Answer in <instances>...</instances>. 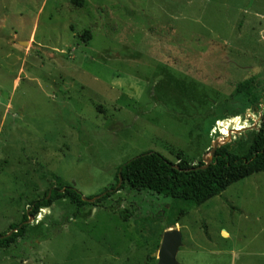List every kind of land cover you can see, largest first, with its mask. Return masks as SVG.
I'll return each mask as SVG.
<instances>
[{
  "label": "rangeland",
  "instance_id": "rangeland-1",
  "mask_svg": "<svg viewBox=\"0 0 264 264\" xmlns=\"http://www.w3.org/2000/svg\"><path fill=\"white\" fill-rule=\"evenodd\" d=\"M250 77L256 105L236 92ZM263 110L264 0H0V233L50 189L42 172L94 198L146 151L245 154ZM170 201L128 187L99 206L59 199L0 264H157L169 227L139 218ZM173 227L177 264H264V171Z\"/></svg>",
  "mask_w": 264,
  "mask_h": 264
},
{
  "label": "trees",
  "instance_id": "trees-1",
  "mask_svg": "<svg viewBox=\"0 0 264 264\" xmlns=\"http://www.w3.org/2000/svg\"><path fill=\"white\" fill-rule=\"evenodd\" d=\"M85 0H72L73 4L82 6ZM236 92L248 98L251 104H258L259 94L255 77L239 81ZM178 153L179 161L173 162L157 151L143 152L125 162L117 171L116 179L105 194L94 201L99 206L117 191L122 189L149 190L153 193L170 198L169 204L154 216L140 217L145 220L165 221L168 227H173L192 209L202 205L209 199L221 194L228 186L254 173L264 171V110L251 141L249 150L241 155L233 152L227 143L219 145L211 162L207 165L201 160L197 164ZM122 183L120 182V175ZM41 178L51 186L44 196L34 199L29 204V210L21 223L10 225V229L0 233V248L10 247L27 234L30 216H37L41 209L51 207L57 200L67 198L78 209L90 202L82 192L74 186L65 183L62 177L55 173L42 172ZM93 197V196H91ZM91 197H88L90 199ZM126 221L136 219L138 215L129 208L120 211Z\"/></svg>",
  "mask_w": 264,
  "mask_h": 264
},
{
  "label": "water",
  "instance_id": "water-1",
  "mask_svg": "<svg viewBox=\"0 0 264 264\" xmlns=\"http://www.w3.org/2000/svg\"><path fill=\"white\" fill-rule=\"evenodd\" d=\"M221 144H224V143H220L219 140L214 141L212 150L210 152L211 157L209 159L205 158V160H204L207 165L211 162L216 148ZM119 175H120V182H119L118 186H120L122 183L121 174H119ZM103 194H105V192ZM103 194H100V195H98L94 198H90V199L85 197V199L89 200V201H95L96 199L100 198ZM28 221H30V219ZM182 243H183V241H182L181 230L177 227L168 228L163 233L162 242H161L159 250L157 251V255H158L157 264H177L178 263L177 253H178L179 248L182 245Z\"/></svg>",
  "mask_w": 264,
  "mask_h": 264
}]
</instances>
